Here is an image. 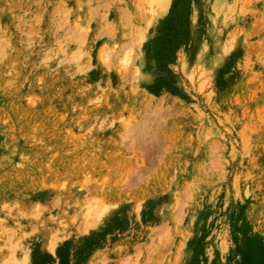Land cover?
<instances>
[{"label": "rangeland", "instance_id": "1", "mask_svg": "<svg viewBox=\"0 0 264 264\" xmlns=\"http://www.w3.org/2000/svg\"><path fill=\"white\" fill-rule=\"evenodd\" d=\"M264 264V0H0V264Z\"/></svg>", "mask_w": 264, "mask_h": 264}, {"label": "trees", "instance_id": "2", "mask_svg": "<svg viewBox=\"0 0 264 264\" xmlns=\"http://www.w3.org/2000/svg\"><path fill=\"white\" fill-rule=\"evenodd\" d=\"M58 259H59L58 264H66L67 263V258L64 255L59 254Z\"/></svg>", "mask_w": 264, "mask_h": 264}]
</instances>
